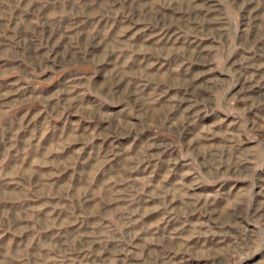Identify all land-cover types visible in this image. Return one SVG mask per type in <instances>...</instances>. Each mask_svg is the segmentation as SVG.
<instances>
[{
  "label": "rangeland",
  "instance_id": "rangeland-1",
  "mask_svg": "<svg viewBox=\"0 0 264 264\" xmlns=\"http://www.w3.org/2000/svg\"><path fill=\"white\" fill-rule=\"evenodd\" d=\"M0 264H264V0H0Z\"/></svg>",
  "mask_w": 264,
  "mask_h": 264
},
{
  "label": "crops",
  "instance_id": "crops-1",
  "mask_svg": "<svg viewBox=\"0 0 264 264\" xmlns=\"http://www.w3.org/2000/svg\"><path fill=\"white\" fill-rule=\"evenodd\" d=\"M158 112H159V111H154V115H153V114H152V115H149V114H148L147 116H152V117L156 118V117H158V115H157ZM146 114H147V113H146Z\"/></svg>",
  "mask_w": 264,
  "mask_h": 264
}]
</instances>
